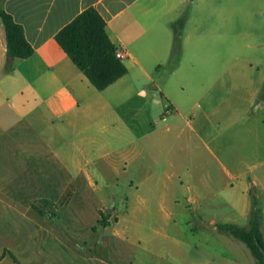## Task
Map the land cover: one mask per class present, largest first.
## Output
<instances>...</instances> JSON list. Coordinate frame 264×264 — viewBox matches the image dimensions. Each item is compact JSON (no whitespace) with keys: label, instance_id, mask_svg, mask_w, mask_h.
<instances>
[{"label":"crops","instance_id":"1","mask_svg":"<svg viewBox=\"0 0 264 264\" xmlns=\"http://www.w3.org/2000/svg\"><path fill=\"white\" fill-rule=\"evenodd\" d=\"M193 2H2L34 48L28 58L9 57L0 17V246L6 252L23 237L25 211L39 199L61 213L69 231L83 232L74 222L99 223L108 200L104 185L123 184L132 199L158 201L166 210L181 200L216 210L212 201H219L233 210L240 203L249 215L255 199L264 218V72L254 80L232 56L217 65V51H197L200 37L188 31L192 16L185 9ZM89 7L105 19L128 68L104 90L55 38ZM182 17L178 61L175 26ZM163 71L166 79L156 75ZM113 238L111 231L109 243Z\"/></svg>","mask_w":264,"mask_h":264},{"label":"rangeland","instance_id":"2","mask_svg":"<svg viewBox=\"0 0 264 264\" xmlns=\"http://www.w3.org/2000/svg\"><path fill=\"white\" fill-rule=\"evenodd\" d=\"M185 9L192 16L188 31L200 37L197 51H217V65L232 56V64L246 66L254 80L263 75L264 0H194ZM185 51L184 64H189L193 57ZM156 75L166 79L164 71ZM102 190L108 198L101 211L106 219L100 215L99 223L87 227L74 222L83 232L69 231L59 211L50 217L26 210L25 233L5 246L7 252L0 246V264H257L241 241L217 228L219 223L248 227L249 215L242 214L240 203L233 210L212 201L214 210L181 200L166 210L158 201L132 199L123 184ZM58 208L63 211V202ZM261 223L264 239V218ZM84 234L89 237L81 242Z\"/></svg>","mask_w":264,"mask_h":264},{"label":"trees","instance_id":"3","mask_svg":"<svg viewBox=\"0 0 264 264\" xmlns=\"http://www.w3.org/2000/svg\"><path fill=\"white\" fill-rule=\"evenodd\" d=\"M3 1L0 0V17L5 26L8 56L16 59L28 58L34 53V48L27 40L23 26L3 9ZM184 22L185 17H182L175 26L176 55L180 52L181 30ZM55 38L74 64L98 90L106 89L128 73L127 66L116 55L118 48L107 33L105 19L95 7H89L78 14L56 34ZM33 208L40 215L50 217L54 215L46 200L34 201ZM101 216L106 219L103 213ZM261 219L256 200L253 199L248 227L232 223L217 224L218 230L241 241L249 249L257 264H264ZM104 224L106 222L103 221L102 225ZM9 254L18 263L10 252Z\"/></svg>","mask_w":264,"mask_h":264},{"label":"built area","instance_id":"4","mask_svg":"<svg viewBox=\"0 0 264 264\" xmlns=\"http://www.w3.org/2000/svg\"><path fill=\"white\" fill-rule=\"evenodd\" d=\"M116 55H117V57L120 58V59H123V58H124V54H123V52L120 51V50H117ZM163 119L165 120V118H163Z\"/></svg>","mask_w":264,"mask_h":264}]
</instances>
